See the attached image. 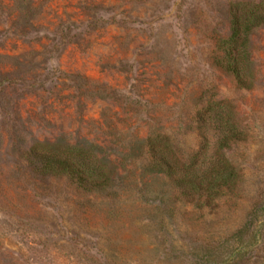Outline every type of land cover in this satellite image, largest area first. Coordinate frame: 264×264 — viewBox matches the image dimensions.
<instances>
[{"label": "rangeland", "instance_id": "obj_1", "mask_svg": "<svg viewBox=\"0 0 264 264\" xmlns=\"http://www.w3.org/2000/svg\"><path fill=\"white\" fill-rule=\"evenodd\" d=\"M231 1L0 0V264H264V25L239 89L212 60ZM209 98L231 101L245 138L225 151L240 183L199 208L141 143L165 133L187 158ZM37 142L95 146L109 190L35 174Z\"/></svg>", "mask_w": 264, "mask_h": 264}, {"label": "trees", "instance_id": "obj_2", "mask_svg": "<svg viewBox=\"0 0 264 264\" xmlns=\"http://www.w3.org/2000/svg\"><path fill=\"white\" fill-rule=\"evenodd\" d=\"M229 33L215 41L213 63L230 75L239 89L254 83L250 36L264 25V0H234L228 5ZM199 137L197 149L187 158L177 156L170 137L151 132L142 141L147 169L163 174L186 202L197 207L214 204L241 181L240 171L226 156L245 132L231 101L209 98L194 115ZM31 171L41 176L67 179L86 193L106 192L114 168L92 145L37 142L25 152Z\"/></svg>", "mask_w": 264, "mask_h": 264}]
</instances>
